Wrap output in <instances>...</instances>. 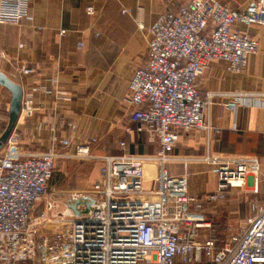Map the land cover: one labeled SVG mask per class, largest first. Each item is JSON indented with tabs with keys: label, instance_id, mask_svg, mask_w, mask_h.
I'll use <instances>...</instances> for the list:
<instances>
[{
	"label": "built area",
	"instance_id": "built-area-1",
	"mask_svg": "<svg viewBox=\"0 0 264 264\" xmlns=\"http://www.w3.org/2000/svg\"><path fill=\"white\" fill-rule=\"evenodd\" d=\"M32 20L28 0H0V24ZM236 25L264 27V0L244 9L187 0L148 29L146 65L128 84L127 104L138 131L148 142L157 141L153 155L92 157L95 139L77 145L73 155L64 151L71 146L67 140L58 150L24 153L12 130L0 153V264H264V199L251 204L243 226L224 241L205 235L212 229L211 210L248 185L257 192L259 160L209 150L193 157L174 154L181 137L212 130L206 113L214 95L203 98L196 85L209 63L224 61L238 74L258 52L257 39ZM18 71L33 73L24 65ZM243 98L235 96L225 109L236 112ZM33 113L31 96H23L19 119ZM72 158L97 162L98 179L86 190L67 192L62 203L46 199L57 161ZM192 162L210 167L213 192L188 193ZM172 164L181 167L182 175L170 173ZM146 166L153 167L154 177L145 178ZM146 181L152 189H144Z\"/></svg>",
	"mask_w": 264,
	"mask_h": 264
},
{
	"label": "crops",
	"instance_id": "crops-1",
	"mask_svg": "<svg viewBox=\"0 0 264 264\" xmlns=\"http://www.w3.org/2000/svg\"><path fill=\"white\" fill-rule=\"evenodd\" d=\"M186 1L28 0L31 23L0 24V72L21 87L23 96H31L34 107L33 115L19 119L14 127L21 151L58 150L60 141L67 140L71 146L64 151L73 155L77 145L95 139L90 145L92 157L155 154L157 141L148 142L147 136L138 131L139 125L129 118L128 84L135 70L146 65L148 29L165 11ZM216 1L244 9L255 0ZM90 8L92 15L87 13ZM123 9L130 14H122ZM235 28L257 39L258 52L249 57L245 71L238 74L231 72L224 61L209 63L196 85L203 98L214 95L206 113L212 130L181 137L174 154L193 157L209 150L217 155L256 157L263 182L264 27ZM21 65L33 73L21 74ZM0 94L1 136L5 131L1 128L6 125L1 113L8 111L10 93L5 90ZM237 95L244 96L238 110H226L224 104ZM168 169L172 175H182L179 165L172 164ZM186 179L192 196L202 197L215 190V177L202 163H190ZM87 183L85 188L76 184L74 188L86 189ZM151 183L146 181L145 188ZM238 195L227 197L222 208ZM263 199L264 190L259 203Z\"/></svg>",
	"mask_w": 264,
	"mask_h": 264
},
{
	"label": "rangeland",
	"instance_id": "rangeland-1",
	"mask_svg": "<svg viewBox=\"0 0 264 264\" xmlns=\"http://www.w3.org/2000/svg\"><path fill=\"white\" fill-rule=\"evenodd\" d=\"M1 91L5 90L0 87V93ZM2 96L0 94V104L3 101ZM1 115L4 116H1V118H3L7 125L8 111L6 113H1ZM3 148L4 146L0 149V153L3 151ZM98 167V163L91 159L79 160L72 158L57 161L46 190L45 198L51 199L52 197V199L55 198L58 203H62L66 193L71 191V189H75V184L77 187H84L86 182H88L86 187V189H88L95 179L98 178ZM152 170V166H146L145 178L149 179L154 177ZM53 182H56L57 185H54ZM151 184L152 186L150 185V187L146 185L148 188H145L144 185V189H152L153 183ZM86 189L75 190L83 191ZM263 190L264 184L261 181L258 183L256 193L253 191V188L248 185V187H245L242 193L238 195L239 197L229 199L223 208L222 203L214 211L211 210V214H208L207 219L211 220L212 229L209 233L205 232V235L208 236L212 233L222 242L226 239L228 233H237L238 229L243 226L244 220L251 215V204L259 203L260 200H262ZM75 214L79 215L80 212L75 210Z\"/></svg>",
	"mask_w": 264,
	"mask_h": 264
},
{
	"label": "water",
	"instance_id": "water-1",
	"mask_svg": "<svg viewBox=\"0 0 264 264\" xmlns=\"http://www.w3.org/2000/svg\"><path fill=\"white\" fill-rule=\"evenodd\" d=\"M0 87L4 88L10 93L8 123L5 131L0 136L1 149L19 119L23 93L21 87L18 84L14 83L12 80H10L2 72H0Z\"/></svg>",
	"mask_w": 264,
	"mask_h": 264
},
{
	"label": "trees",
	"instance_id": "trees-1",
	"mask_svg": "<svg viewBox=\"0 0 264 264\" xmlns=\"http://www.w3.org/2000/svg\"><path fill=\"white\" fill-rule=\"evenodd\" d=\"M4 128H6V125H3L2 128H1V130L3 131ZM4 130H5V129H4Z\"/></svg>",
	"mask_w": 264,
	"mask_h": 264
},
{
	"label": "bare ground",
	"instance_id": "bare-ground-1",
	"mask_svg": "<svg viewBox=\"0 0 264 264\" xmlns=\"http://www.w3.org/2000/svg\"><path fill=\"white\" fill-rule=\"evenodd\" d=\"M145 174H146V172H145Z\"/></svg>",
	"mask_w": 264,
	"mask_h": 264
}]
</instances>
